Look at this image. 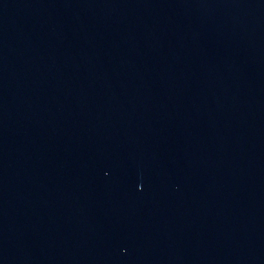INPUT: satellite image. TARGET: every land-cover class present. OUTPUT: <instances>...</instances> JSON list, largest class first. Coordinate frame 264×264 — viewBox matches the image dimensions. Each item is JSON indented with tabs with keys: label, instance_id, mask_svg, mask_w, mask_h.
<instances>
[{
	"label": "water",
	"instance_id": "obj_1",
	"mask_svg": "<svg viewBox=\"0 0 264 264\" xmlns=\"http://www.w3.org/2000/svg\"><path fill=\"white\" fill-rule=\"evenodd\" d=\"M0 264H264V0H0Z\"/></svg>",
	"mask_w": 264,
	"mask_h": 264
}]
</instances>
